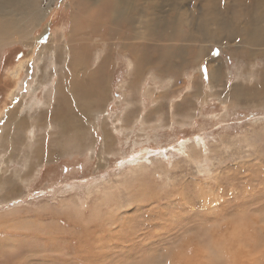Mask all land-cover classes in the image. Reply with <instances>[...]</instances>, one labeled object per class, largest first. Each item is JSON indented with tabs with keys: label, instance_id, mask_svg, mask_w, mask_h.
I'll use <instances>...</instances> for the list:
<instances>
[{
	"label": "rangeland",
	"instance_id": "374dc122",
	"mask_svg": "<svg viewBox=\"0 0 264 264\" xmlns=\"http://www.w3.org/2000/svg\"><path fill=\"white\" fill-rule=\"evenodd\" d=\"M98 1H40L47 18L33 34L36 50L5 48L0 134L1 112L16 105L11 92L22 82L26 93L36 53L70 35L74 12L96 6L103 18L122 4L126 14L120 38L85 30L88 48L112 51V61L107 100L90 102L85 115L82 101L72 103L90 134L79 152L63 148L71 139L47 145L48 159L15 190L20 163L0 152V264H264V45L239 24L259 0ZM234 14L238 37L225 28ZM206 26L214 36L201 34ZM138 51L150 63L137 65ZM27 59L30 69L13 77ZM105 129L115 138L109 154L100 146Z\"/></svg>",
	"mask_w": 264,
	"mask_h": 264
},
{
	"label": "bare ground",
	"instance_id": "6f19581e",
	"mask_svg": "<svg viewBox=\"0 0 264 264\" xmlns=\"http://www.w3.org/2000/svg\"><path fill=\"white\" fill-rule=\"evenodd\" d=\"M40 1L42 0H0V63L2 62L3 54H5V48L7 46L20 43L26 47H35V38L33 34L35 30L42 25L47 15V12H44V9L39 7ZM106 1L107 0H99L97 4ZM257 1L258 0H256V2ZM241 3L245 2L241 1ZM105 4L110 5V3L107 2ZM257 4L258 12L254 13L253 17L244 20V22H239V24L242 29L252 31V42L264 45V0H259ZM96 8L97 7L94 6L92 10H86L84 14L74 12L71 18L72 31L70 35L62 31L60 37L64 40L62 43L58 44L54 42L56 43L54 47L52 45L49 48L48 45L40 47L33 61L35 66L31 71H27L26 76L28 85H26L28 87L23 96L20 94L21 91L19 92L20 89H24L23 85L25 84H22V82H18V87L12 92L10 91L11 95L9 99L13 103H15L16 100V105L11 109L7 108V111L1 112V117L2 119L5 118V122L3 128H1L0 152L6 155L5 160H8L7 163H20L19 166L14 167V170H12L13 179L17 180L12 190L17 189L18 184L24 181L26 182L34 169H37L42 161L48 159L49 150L46 153L47 145L51 146L54 144L56 148L60 146V148H62V141L71 139L72 141H67L63 148H71L73 152L78 153V144L84 139L88 140L90 134L84 128V120L81 119V121H78L74 117V112L76 110L72 107L73 102L82 101L79 111L83 112L85 115L91 114L92 108H90V102L98 104L108 98L110 81L108 67L110 68L109 62L112 61V51L102 56L97 49L94 52L89 49L88 47L90 45L88 44L89 41H87V32L85 30L87 29L90 33L99 34L100 31L95 28L105 27L108 36L115 35L118 37V33L116 32L125 25L124 21L126 14L124 13L122 4L112 8V14L106 17L104 16L103 18H100L96 14ZM245 10L253 11L252 4H248ZM100 14H103L102 11ZM177 15L178 14H176V16ZM236 18H238V16L234 14L230 21L231 25L225 26V28L231 35L238 37V31L234 29ZM159 21L160 23L163 22H161V20ZM144 23L146 24V22ZM146 29L149 31V27ZM174 34L175 33H173V36ZM201 34L204 36H214L209 26L203 27ZM251 41L247 39V42ZM209 43H214V41H209ZM93 45L95 44H92V46ZM123 48H125V46H123ZM33 53L35 54L34 50ZM138 53L137 65L143 63V61L150 63L152 57L146 52L138 51ZM123 54H126V50L123 51ZM28 60L30 62V59H27L20 63V66L13 72V77L19 78L21 71L23 69L25 70L26 67L30 69ZM91 62H95L92 68L90 66ZM141 66L144 67L145 65L143 66L142 64ZM137 69V67H132L130 75H136ZM215 69L220 73L218 68ZM217 71H213V75L218 76ZM220 80L221 78H218L215 82ZM131 85L134 86V84ZM134 87L135 90L132 94L138 90L136 84ZM41 89L44 90V93L40 101L38 99V92ZM233 90L241 91L242 101H244L243 99H247V91L243 87L235 86ZM251 92H253V90H251ZM132 94L126 98L129 100ZM26 96L30 97V101H26L27 103L24 102ZM249 102L247 103L251 105L252 101ZM32 103H34V105ZM131 104L134 105L133 102H131ZM254 106H256V104ZM127 118H129V116ZM143 120L144 118L141 117V123H148V121ZM171 121L172 119L170 123ZM120 129L122 130L120 126H117V130ZM112 140L115 141L114 135L112 133L110 134V132L105 129L100 145L103 153L109 154L111 152L108 149L112 147ZM7 163L5 164L6 169L8 168ZM2 171L6 173V170ZM5 185L0 184V191ZM7 194L10 195V193Z\"/></svg>",
	"mask_w": 264,
	"mask_h": 264
},
{
	"label": "snow or ice",
	"instance_id": "6c2138e0",
	"mask_svg": "<svg viewBox=\"0 0 264 264\" xmlns=\"http://www.w3.org/2000/svg\"><path fill=\"white\" fill-rule=\"evenodd\" d=\"M205 72H206V69H205Z\"/></svg>",
	"mask_w": 264,
	"mask_h": 264
}]
</instances>
